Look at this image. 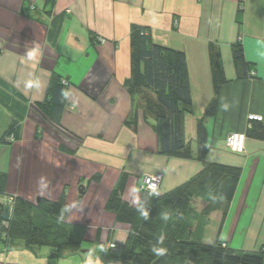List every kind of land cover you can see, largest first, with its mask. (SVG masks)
I'll return each mask as SVG.
<instances>
[{"label":"crops","instance_id":"obj_1","mask_svg":"<svg viewBox=\"0 0 264 264\" xmlns=\"http://www.w3.org/2000/svg\"><path fill=\"white\" fill-rule=\"evenodd\" d=\"M134 26L187 56L196 114L186 116L185 132L192 149L204 118L211 148L206 163L242 169L225 217V203L216 201L210 219L219 226L208 241L237 252L264 248V141L247 137L244 154L225 141L231 133L247 134L250 115L261 116L264 125V0H0V198L64 200L66 221L90 245L84 244L86 253L57 257L50 247L30 251L0 239V264H110L101 253L108 243L125 244L130 231L107 209L122 175H128L123 200L137 206L145 176L162 174L166 194L203 169L194 149V159L160 155L155 122L142 109L136 130L126 124L135 110L124 86ZM237 43L255 66V78L236 79ZM212 44L229 81L214 118L205 117L215 97ZM54 79H65L69 88L59 125L39 107L49 102ZM8 134L13 141L4 139ZM208 206L205 201L201 209ZM208 233L195 236L205 241Z\"/></svg>","mask_w":264,"mask_h":264},{"label":"trees","instance_id":"obj_2","mask_svg":"<svg viewBox=\"0 0 264 264\" xmlns=\"http://www.w3.org/2000/svg\"><path fill=\"white\" fill-rule=\"evenodd\" d=\"M209 58L215 97L207 107L205 117L214 118L219 93L229 81L219 48L214 44L209 47ZM233 59L237 80L256 77L255 66L246 60L241 43L233 45ZM63 80H53L49 102L39 105L48 119L57 125L68 98V83L64 84ZM124 86L135 108L126 124L136 130L137 111L142 109L145 118H152L155 122L160 155L194 159L185 132L186 116L196 114L186 54L154 43L146 28L134 26L131 32V76ZM208 132L204 118L200 119L196 159L203 163V169L175 190L159 196L142 192L139 204L131 206L123 200L128 175H122L107 209L116 214L119 223L130 226V231L125 244H117L118 253L107 249L101 253L110 264H264V248L258 253L237 252L219 240L205 244L203 238L195 236L191 224L194 200H208L207 210L217 200L224 202L225 217L242 175L240 167L206 163L211 149ZM247 137L264 141V125L252 122ZM4 194L0 184V196ZM67 213L64 200L50 202L42 199L31 203L18 197L8 228L3 225L4 214L0 216V239L8 247L22 242L30 251L50 247L57 257L80 253L85 244L83 234L66 221ZM153 248L164 249L163 255H156Z\"/></svg>","mask_w":264,"mask_h":264},{"label":"built area","instance_id":"obj_3","mask_svg":"<svg viewBox=\"0 0 264 264\" xmlns=\"http://www.w3.org/2000/svg\"><path fill=\"white\" fill-rule=\"evenodd\" d=\"M96 41L99 43L106 42L105 38L103 37L96 38ZM63 83L67 84V81L64 79ZM262 120H263L262 117L258 115L249 116L250 125L254 121L259 122ZM13 138H14L13 135H11V136H8L6 140L10 142V141H13ZM246 139L247 138L244 133H231L227 137L226 145L232 152L237 153V154H244L246 153ZM162 181H163V175L160 173L145 176L142 180L140 189L142 192H149L156 196L162 195L163 194L161 191ZM17 198L18 197L16 195H5L3 199L0 198V216L5 213L6 208H8V212H9V217L7 220H4L2 217L3 225L5 228L9 227V219L14 214V209H15ZM106 249L114 253H118L120 251L117 243L115 242L108 243L106 246Z\"/></svg>","mask_w":264,"mask_h":264},{"label":"rangeland","instance_id":"obj_4","mask_svg":"<svg viewBox=\"0 0 264 264\" xmlns=\"http://www.w3.org/2000/svg\"><path fill=\"white\" fill-rule=\"evenodd\" d=\"M94 40H95V38H94ZM259 122H262V121H259ZM244 134H245V136L247 138V134L246 133H244ZM227 137H226V140H227ZM193 147H195V149L194 148L193 149L195 150V153H197L198 152V146H193ZM210 198H211L210 200H212L213 197L210 196ZM205 201H208V200H203V199H196L195 200V203H194V206H195V208H194V217H193V220H192L191 224L193 226V231H195V233L196 232L199 233V230H200L201 236L202 235L204 236L205 235V231L208 230V232H209L208 234L209 235H207V238H204L206 240L205 241L203 240V243L210 244V242L208 241V239H209V237L211 236V234L214 231H217L218 226H219V222L218 221L215 222V220L214 221H211L212 219H210L211 213L213 211H216V210H214V208L216 206V202H213L212 203V206H211V208L209 207V210H207L208 207L205 208V209H201L202 208V204ZM85 246L86 247H89L90 245L85 243Z\"/></svg>","mask_w":264,"mask_h":264},{"label":"clouds","instance_id":"obj_5","mask_svg":"<svg viewBox=\"0 0 264 264\" xmlns=\"http://www.w3.org/2000/svg\"><path fill=\"white\" fill-rule=\"evenodd\" d=\"M64 95H67V93H64ZM153 251L156 253V255H163L164 253V249L153 248Z\"/></svg>","mask_w":264,"mask_h":264},{"label":"water","instance_id":"obj_6","mask_svg":"<svg viewBox=\"0 0 264 264\" xmlns=\"http://www.w3.org/2000/svg\"><path fill=\"white\" fill-rule=\"evenodd\" d=\"M38 201H40V200H38ZM8 217H9V212H8V208H6V209H5V213H4V215H3V219H4V220H7ZM87 251H88V250H83L82 253H86Z\"/></svg>","mask_w":264,"mask_h":264}]
</instances>
